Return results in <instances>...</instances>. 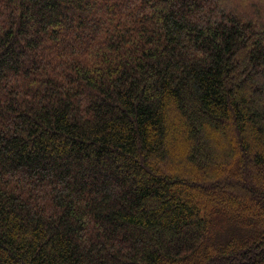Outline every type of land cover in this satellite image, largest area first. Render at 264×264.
<instances>
[{
	"label": "trees",
	"instance_id": "trees-1",
	"mask_svg": "<svg viewBox=\"0 0 264 264\" xmlns=\"http://www.w3.org/2000/svg\"><path fill=\"white\" fill-rule=\"evenodd\" d=\"M0 264H264V0H0Z\"/></svg>",
	"mask_w": 264,
	"mask_h": 264
},
{
	"label": "rangeland",
	"instance_id": "rangeland-1",
	"mask_svg": "<svg viewBox=\"0 0 264 264\" xmlns=\"http://www.w3.org/2000/svg\"><path fill=\"white\" fill-rule=\"evenodd\" d=\"M212 171L214 172L215 170L213 169ZM217 180H218V178L215 177V178L211 179L210 182H217Z\"/></svg>",
	"mask_w": 264,
	"mask_h": 264
}]
</instances>
